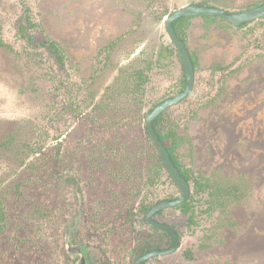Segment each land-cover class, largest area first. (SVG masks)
Masks as SVG:
<instances>
[{
    "label": "rangeland",
    "instance_id": "obj_1",
    "mask_svg": "<svg viewBox=\"0 0 264 264\" xmlns=\"http://www.w3.org/2000/svg\"><path fill=\"white\" fill-rule=\"evenodd\" d=\"M199 4L237 14L264 0H0V264H73L76 218L91 264L169 247L146 210L181 193L147 119L183 92L166 19ZM187 25L194 89L158 129L190 176L193 210L153 216L181 244L146 264H264V18Z\"/></svg>",
    "mask_w": 264,
    "mask_h": 264
},
{
    "label": "water",
    "instance_id": "obj_2",
    "mask_svg": "<svg viewBox=\"0 0 264 264\" xmlns=\"http://www.w3.org/2000/svg\"><path fill=\"white\" fill-rule=\"evenodd\" d=\"M203 16L217 17V18H220V19H223L229 22L230 24L234 26L239 27V26L244 25L245 23H251L256 20L264 18V6L247 11L245 13L231 14V13H228L226 10L217 8V7L194 5V6L185 7L171 14L166 19V29H167V32L173 44L176 46L178 50V53H179V56L182 62V66L185 72L187 85H186V89L182 93H180L178 96L166 100L164 103L160 104L158 107H156L153 110V112L149 115L147 119V128H148V133L150 137L152 138L160 154L162 163L165 169L167 170L173 183L179 188L181 196L174 201H164L156 205L147 215V221L150 225L163 231L172 239L173 241L172 248L167 251H160V250L153 251L145 255L144 257H142L138 261L137 264H143L145 261H148L154 257L174 253L180 248V239H179V235L177 234V232L169 225L160 224L154 221L153 216L164 209L175 208V207H178L188 202L191 196V188H190L188 181L180 175L179 170L175 167V165L171 161L170 155L167 149L162 144V142L159 140L157 134L155 133L153 125H154L155 120L159 116H161L166 110H168L170 107L174 105L180 104L182 101L188 98L190 94L192 93L194 89V84H195V69H194L193 62L191 60L190 53L185 43L182 42L177 37L174 27H173V23L182 17H203Z\"/></svg>",
    "mask_w": 264,
    "mask_h": 264
},
{
    "label": "trees",
    "instance_id": "obj_3",
    "mask_svg": "<svg viewBox=\"0 0 264 264\" xmlns=\"http://www.w3.org/2000/svg\"><path fill=\"white\" fill-rule=\"evenodd\" d=\"M199 5H200V6H204L203 4H199ZM160 18L163 19L164 16H163V17H160ZM193 18H194V17H182V18H179L177 21H175V22L173 23V27H174V30H175V33H176L177 37H178L182 42H184V43H186V39H185V28H186V26H188V25H187V22L190 21V20L193 19ZM203 18H204L206 21H215V20L218 19L217 17H207V16H203ZM246 24H249V23H245L244 25H242V27H244ZM240 27H241V26H240ZM49 47H50V50H51L52 52H54V55L56 56V58H58L59 62H60L61 60H63L62 58H63L64 54L62 53L61 49L58 47V44H56V43H50ZM175 47H176V46H175ZM176 49H177V48H176ZM176 51H177V54H178V56H179L178 50H176ZM190 56H191V60H192L193 65H194V69L196 70L197 65H198L197 59H196L192 54H190ZM179 58H180V56H179ZM141 78H142V76H139V79H141ZM186 85H187V80H186V76H185V78H184V80H183V91L186 89ZM162 118H163V114H162L161 116H159V117L155 120L154 125H153L154 131H155V133L157 134L159 140H160V141L162 142V144L164 145V147L167 149V151H168V153H169V155H170L171 161L173 162V164L175 165V167L179 170L180 175H181L182 177H184V178L189 182V181H190V176L188 175L187 172H185V171H183V170L181 169L180 163L178 162V159L176 158L177 156L174 155L175 145L173 146V144H172L171 146H168L167 143H166V141H167L169 138H172L171 133L169 132V133H167V134H164L161 130L158 129V125H159V123L161 122ZM160 161H161V166L163 167L162 160L160 159ZM195 184L197 185V188L195 189V194H196V193L198 194V193L202 192V190H203V188H204V187L202 186V184H200V183L197 182V181L195 182ZM190 201H191V200H190ZM190 201H188V202H186V203H184V204H182V205H180V206L177 207L178 209H180V210L182 211V213H183L184 215H189V214L192 212V210H193V207H192ZM147 210H148V209H147ZM147 248L150 250V248H152V247H151L150 244H148V245H147ZM154 249H159V246L154 247ZM149 250H148V251H149Z\"/></svg>",
    "mask_w": 264,
    "mask_h": 264
},
{
    "label": "flooded vegetation",
    "instance_id": "obj_4",
    "mask_svg": "<svg viewBox=\"0 0 264 264\" xmlns=\"http://www.w3.org/2000/svg\"><path fill=\"white\" fill-rule=\"evenodd\" d=\"M156 206V205H155ZM153 206L151 209L146 210L147 211V215L148 213L155 207ZM143 211H145V209H143ZM159 213V212H158ZM77 221L74 222V225L73 227L70 228V230L67 232L66 234V237H65V247H66V254H67V257L68 259L73 263V264H91V260L93 259V255L88 251L89 247L87 246L86 248V244L84 241H81L80 239V234L79 232H83V230L86 228V225L85 227H80L81 225L79 224L81 222V219H78L76 218ZM147 220V219H146ZM148 222V221H147ZM157 222V221H156ZM86 223V222H85ZM76 224H79L77 225V227H75ZM92 227V226H90ZM154 227V226H153ZM80 228V229H79ZM94 228V226H93ZM92 228V229H93ZM97 230H105V229H108L110 230V227H105V228H102L101 229V226L98 228V227H95ZM72 229H74V231H72ZM177 232V231H176ZM75 233V234H74ZM164 237L166 238V240L169 242V247L167 248H164L160 242H157L155 244H151V243H146L144 244L142 247H141V251L140 253H138V258L135 259V264L138 263V261L144 257L145 255L153 252V251H156V250H160V251H167V250H170L173 246V241L172 239L166 234L164 233ZM178 234V233H177ZM179 235V234H178ZM179 239H180V236H179ZM81 242H83L84 244H82ZM150 244L152 248H150V250L147 248V245ZM180 244H181V241H180ZM156 246H159V249H154V247ZM149 250V251H148ZM147 261H145L143 264H146Z\"/></svg>",
    "mask_w": 264,
    "mask_h": 264
}]
</instances>
